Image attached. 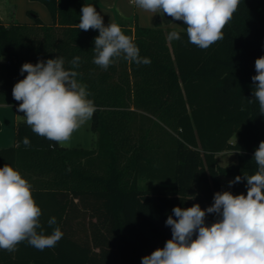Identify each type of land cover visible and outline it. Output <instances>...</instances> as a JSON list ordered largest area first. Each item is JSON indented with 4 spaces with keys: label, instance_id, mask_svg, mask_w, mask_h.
<instances>
[{
    "label": "trees",
    "instance_id": "trees-1",
    "mask_svg": "<svg viewBox=\"0 0 264 264\" xmlns=\"http://www.w3.org/2000/svg\"><path fill=\"white\" fill-rule=\"evenodd\" d=\"M31 1L45 5L53 21L34 14L32 24L0 22V57L11 62L0 74L12 81L0 105H19L12 89L27 75L24 63L63 58L94 101L97 142L92 150L66 149L26 121L16 124L15 145L0 149V168L8 164L32 185L44 233L59 227L63 237L43 251L27 241L15 252L0 250V264H141L171 239L165 221L174 207L207 208L225 180L258 170L253 156L264 141V113L251 77L264 56V0H239L223 39L207 49L191 44L183 21L167 14L153 27L119 25L151 63L120 58L107 70L93 63L99 31L78 27L84 0ZM172 31L181 39L169 41ZM223 152L237 162L218 166ZM246 184L229 191L246 195ZM51 217L56 224L49 226ZM215 219L209 214L206 223Z\"/></svg>",
    "mask_w": 264,
    "mask_h": 264
},
{
    "label": "clouds",
    "instance_id": "clouds-1",
    "mask_svg": "<svg viewBox=\"0 0 264 264\" xmlns=\"http://www.w3.org/2000/svg\"><path fill=\"white\" fill-rule=\"evenodd\" d=\"M141 10L162 13L183 21L189 42L201 49L223 39V29L237 10L239 0H131ZM79 30H98L94 38L93 63L107 70L117 59L136 64H150L141 58L139 49L116 23L105 25L103 16L92 5H83ZM167 39L180 40L172 31ZM79 57L70 62L79 66ZM63 58L56 57L33 64L26 62L20 73L27 75L15 83L12 95L19 102L17 111L24 113L26 124L38 136L63 145L72 134L90 121L96 106L78 73L66 69ZM252 76L253 96L264 113V56L255 60ZM251 102V101H250ZM25 146L30 142L25 139ZM258 166L255 174L236 176L229 187L246 180L247 194L216 192L213 203L201 208L176 206L165 221L171 228V239L163 248L141 258V264H264V141L254 151ZM191 197L190 199H194ZM209 214L217 219L206 223ZM42 210L32 194V185L18 170L5 164L0 168V250L17 251L27 243L37 250L53 248L62 239L59 227L45 234L40 217ZM175 217V219L173 218ZM51 217L48 225H55ZM39 230V231H38ZM195 237V238H193Z\"/></svg>",
    "mask_w": 264,
    "mask_h": 264
},
{
    "label": "crops",
    "instance_id": "crops-1",
    "mask_svg": "<svg viewBox=\"0 0 264 264\" xmlns=\"http://www.w3.org/2000/svg\"><path fill=\"white\" fill-rule=\"evenodd\" d=\"M94 6L103 16L104 23L140 27H153L159 13L153 14L136 7L131 0H84ZM39 2L31 0H0V22L32 24L36 14L45 24H52V18ZM16 107L0 105V149L15 145V127L18 123ZM7 132V133H6ZM7 141V142H6Z\"/></svg>",
    "mask_w": 264,
    "mask_h": 264
},
{
    "label": "rangeland",
    "instance_id": "rangeland-1",
    "mask_svg": "<svg viewBox=\"0 0 264 264\" xmlns=\"http://www.w3.org/2000/svg\"><path fill=\"white\" fill-rule=\"evenodd\" d=\"M42 5L44 11H47L46 13L50 15L49 11L43 4ZM51 16V15H50ZM52 18V17H51ZM171 28H177L176 25H171ZM6 58L0 57V65L5 64ZM12 81L5 78L4 76H1L0 74V91L7 89L10 87ZM24 113H18L17 114V120L19 121H25L23 117ZM7 133V132H6ZM7 142V141H6ZM96 142H97V133L93 130V117L90 121H88L85 125H83L80 129L75 131L72 134V137L70 141L64 143L63 145L58 144V146L66 148V149H86V150H92L96 148ZM216 161L217 165L220 167H228L237 162L236 155L231 152H223L216 155ZM229 181L225 180L224 182V190L229 191L231 187H229Z\"/></svg>",
    "mask_w": 264,
    "mask_h": 264
},
{
    "label": "built area",
    "instance_id": "built-area-1",
    "mask_svg": "<svg viewBox=\"0 0 264 264\" xmlns=\"http://www.w3.org/2000/svg\"><path fill=\"white\" fill-rule=\"evenodd\" d=\"M3 64H4V63H3ZM5 64H6V65H11V62L8 61V60H6ZM17 108H18V106H16V109H17ZM18 113H21V112H18Z\"/></svg>",
    "mask_w": 264,
    "mask_h": 264
}]
</instances>
